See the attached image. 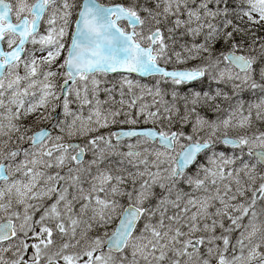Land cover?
Here are the masks:
<instances>
[{
    "label": "snow or ice",
    "instance_id": "6c2138e0",
    "mask_svg": "<svg viewBox=\"0 0 264 264\" xmlns=\"http://www.w3.org/2000/svg\"><path fill=\"white\" fill-rule=\"evenodd\" d=\"M0 264H264V0H0Z\"/></svg>",
    "mask_w": 264,
    "mask_h": 264
}]
</instances>
